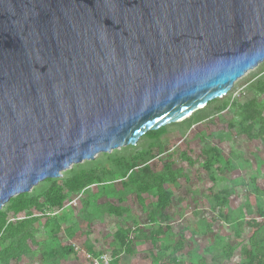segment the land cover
<instances>
[{"label": "water", "instance_id": "water-1", "mask_svg": "<svg viewBox=\"0 0 264 264\" xmlns=\"http://www.w3.org/2000/svg\"><path fill=\"white\" fill-rule=\"evenodd\" d=\"M262 61L264 0H0V209Z\"/></svg>", "mask_w": 264, "mask_h": 264}, {"label": "rangeland", "instance_id": "rangeland-1", "mask_svg": "<svg viewBox=\"0 0 264 264\" xmlns=\"http://www.w3.org/2000/svg\"><path fill=\"white\" fill-rule=\"evenodd\" d=\"M252 101L261 118L246 121ZM263 123L264 61L188 118L39 182L23 212L7 202L9 221L27 224L0 234V264H247L264 247ZM82 174L93 183L69 190ZM160 182L171 192L163 208ZM22 238L25 250L5 259Z\"/></svg>", "mask_w": 264, "mask_h": 264}, {"label": "trees", "instance_id": "trees-1", "mask_svg": "<svg viewBox=\"0 0 264 264\" xmlns=\"http://www.w3.org/2000/svg\"><path fill=\"white\" fill-rule=\"evenodd\" d=\"M254 101L248 103L244 107V118L246 121H252L256 120L258 117L261 118L260 112L256 109L254 105ZM253 127V125L251 126ZM247 133H250L251 130L249 128L245 129ZM261 134L264 137V123L261 128ZM93 183V178L91 175L82 174L79 175L66 183V187L69 190L72 191H78L86 186ZM162 182H160L158 185L159 190V205L161 208L166 207L170 203L171 198V192L164 188L162 185ZM60 190H57L56 188H51L49 191V196L51 198V201L53 204L57 206H61V203L63 201L64 195L60 192ZM10 210H12L15 214H19L20 212H23L24 210L28 209L32 203L33 200L26 198V194H20L16 197H13L10 200ZM27 224V219L19 220L17 224L13 223L12 221H9L7 215L5 212L0 211V234L3 232V230L7 229L8 231L15 233L19 232V227L25 226ZM25 240L19 239L15 244L11 245L8 249L4 251V258L9 259L10 257L18 256L22 251L25 250ZM248 256V263L247 264H264V247H261L258 249L254 254L252 252L247 253Z\"/></svg>", "mask_w": 264, "mask_h": 264}]
</instances>
